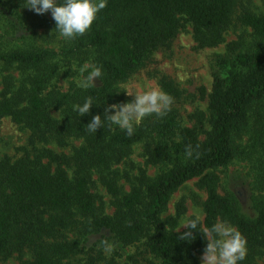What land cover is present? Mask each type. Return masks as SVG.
<instances>
[{"label":"trees","instance_id":"1","mask_svg":"<svg viewBox=\"0 0 264 264\" xmlns=\"http://www.w3.org/2000/svg\"><path fill=\"white\" fill-rule=\"evenodd\" d=\"M237 10V21L251 30L255 42L248 49L231 42L225 54L216 56L207 113L194 111L188 115L191 125H185L170 108L162 117L146 116L131 136L107 123L96 133L87 131L93 116L103 119L105 108L126 102L118 85L143 68L155 50L168 47L185 25L191 26L198 48L214 47L223 42ZM59 58L92 61L102 68L101 81L89 89L54 88ZM0 64L29 74L16 92L7 88L0 96V120L27 128L33 149L16 160L0 158V261L17 253L28 254L20 264H72L90 237L106 233L105 243L112 239L139 248L141 255L128 256L124 264H200L207 240L199 231L219 219L246 239L242 264H264V163L255 178L260 196L253 198L251 214L233 196L218 193L213 172L264 144V14L253 13L242 0H107L90 30L68 47L0 52ZM159 85L172 100L180 98L170 79L162 76ZM199 96H206L203 87ZM88 97L94 104L79 116L73 106ZM252 118L250 143L241 148L237 140ZM72 139L82 143L68 154L36 147H65ZM136 144H142L145 164L158 169L155 176L141 167L136 175L120 174L117 166ZM121 179L128 183L127 192ZM191 180L206 194L204 218L194 239L184 241L178 236L187 229L175 230L183 204L165 221L162 215L171 196ZM98 186L112 198V215L103 212ZM114 254L106 259L100 249L83 264H117L119 253Z\"/></svg>","mask_w":264,"mask_h":264},{"label":"rangeland","instance_id":"2","mask_svg":"<svg viewBox=\"0 0 264 264\" xmlns=\"http://www.w3.org/2000/svg\"><path fill=\"white\" fill-rule=\"evenodd\" d=\"M242 2L253 13L264 14V0H242ZM26 7H28L26 0H0V52L9 53L29 48H42L58 52L68 47L70 40L61 38L55 32L56 24L50 11L38 15ZM238 14L239 10L234 14L232 24L224 32L223 42L214 47L198 48L193 39L191 26L185 25L168 47L155 50L143 68L118 85L126 98L125 103L134 100V97L127 95L126 92L141 93L145 89H160L159 79L163 76L170 79L181 94L180 98L172 100L170 108H175L180 113L185 125H191L188 115L194 111L200 110L207 113V95L212 86L213 64L216 56L225 54L227 45L231 42H241V49H248L255 42L251 30L240 25L237 21ZM58 60V76L52 81V86L60 90H66L73 84L78 86L81 79L80 68L85 64H92V61H81L76 58H59ZM28 75L27 72L21 71L15 65L6 68L0 64V96L7 88L11 92H16L24 84ZM94 83L97 84V80ZM200 87L206 91L204 99L199 96ZM253 119L250 121L252 124L250 129L241 133L240 139L237 140L241 148L247 147L250 143ZM29 136L30 131L27 128L13 123L9 118L1 119L0 158L7 157L16 160L22 157L26 151L33 152L29 145ZM81 143V140L72 139L65 147H59L52 143L39 144L36 147L68 154L74 147H79ZM263 163L264 144L251 150L247 158L237 159L226 168L214 170L213 172L219 179L218 193L233 196L241 210L246 214H251L253 198L260 196L255 185V178ZM132 164L134 167L131 166ZM138 167L144 168L149 176H155L158 170L156 167L145 164L142 144L134 145L130 157L117 166L120 174L126 171L130 175H136ZM120 185L124 187V192L128 191L129 186L125 179L120 180ZM96 192L103 199V212L112 215L114 212L110 205L112 198L101 186L97 187ZM205 199L206 194L197 187V180H191L171 196L162 218L165 221L168 217L174 216L177 204L182 203L185 213L179 218L175 230L184 229V225L191 219L198 217L200 221L203 220ZM166 226L168 225L166 224ZM70 237L73 238L74 234H70ZM108 238L106 233L90 237L83 252L70 262L83 264L89 256L95 257L100 249L106 259H110L117 251L119 253V256H115L117 264H124L128 256L139 257L141 255L138 247H123L114 243L112 239L105 243ZM91 248H93L92 252L89 253L87 249ZM202 255L203 253L200 258ZM27 257L28 254L19 257V254L15 253L9 259L0 261V264H20L21 259Z\"/></svg>","mask_w":264,"mask_h":264},{"label":"clouds","instance_id":"3","mask_svg":"<svg viewBox=\"0 0 264 264\" xmlns=\"http://www.w3.org/2000/svg\"><path fill=\"white\" fill-rule=\"evenodd\" d=\"M28 9L38 15L51 12L56 24V30L61 38L72 40L83 36L90 30L98 13L107 5V0H26ZM81 79L78 87L89 89L95 87V81H101L102 68L96 64H85L80 68ZM86 73V74H85ZM134 100L123 104H113L105 108L104 118L100 115L92 117L85 126L89 133H96L103 128L105 123L115 125L125 131L128 136L134 134L138 126L146 116L155 114L164 116L172 104V98L158 88L145 89L141 93H128ZM93 99L88 97L82 104L73 106L79 116L90 112ZM191 156V151L187 150ZM199 218L189 220L183 228L187 231L178 236L179 240L191 241L193 232H198ZM206 237L207 244L200 264H242L247 256V241L241 232L227 220H217L210 229L199 231Z\"/></svg>","mask_w":264,"mask_h":264}]
</instances>
